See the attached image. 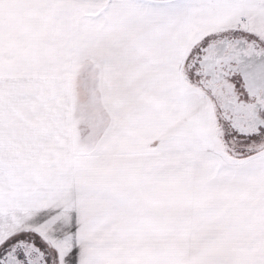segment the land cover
Masks as SVG:
<instances>
[{"label": "snow or ice", "instance_id": "snow-or-ice-1", "mask_svg": "<svg viewBox=\"0 0 264 264\" xmlns=\"http://www.w3.org/2000/svg\"><path fill=\"white\" fill-rule=\"evenodd\" d=\"M0 264H264V0H0Z\"/></svg>", "mask_w": 264, "mask_h": 264}]
</instances>
